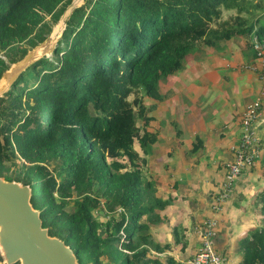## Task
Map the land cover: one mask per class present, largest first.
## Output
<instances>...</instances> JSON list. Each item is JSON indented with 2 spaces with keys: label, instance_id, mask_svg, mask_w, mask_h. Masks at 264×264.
Listing matches in <instances>:
<instances>
[{
  "label": "trees",
  "instance_id": "16d2710c",
  "mask_svg": "<svg viewBox=\"0 0 264 264\" xmlns=\"http://www.w3.org/2000/svg\"><path fill=\"white\" fill-rule=\"evenodd\" d=\"M71 2L0 0V79L49 38ZM263 11L262 0H84L52 55L0 96V176L30 186L43 227L79 251L80 264H182L159 255L172 245L151 232L169 201L135 149L148 153L151 140L138 94L157 96L201 45L252 35L264 47ZM257 203L262 223L245 237L240 264H264V188ZM103 204L112 212L104 220Z\"/></svg>",
  "mask_w": 264,
  "mask_h": 264
},
{
  "label": "crops",
  "instance_id": "0c3cea01",
  "mask_svg": "<svg viewBox=\"0 0 264 264\" xmlns=\"http://www.w3.org/2000/svg\"><path fill=\"white\" fill-rule=\"evenodd\" d=\"M253 39L249 35L217 48L199 46L182 69L159 82L157 96L143 101L140 121L151 140L148 153L138 142L135 149L147 158L144 171L155 179L156 193L169 201L157 210L161 219L151 223V232L156 241L172 245L159 255L172 254L182 264H189L201 246L199 227L214 216L211 200L234 161L243 113L260 90ZM256 133L259 161L242 173L217 215L215 248L228 264L241 263L245 237L262 223L257 199L264 188V105Z\"/></svg>",
  "mask_w": 264,
  "mask_h": 264
},
{
  "label": "water",
  "instance_id": "95a60500",
  "mask_svg": "<svg viewBox=\"0 0 264 264\" xmlns=\"http://www.w3.org/2000/svg\"><path fill=\"white\" fill-rule=\"evenodd\" d=\"M65 29V28H64ZM49 38L14 63L3 76L0 96L36 58L47 55ZM53 47L52 51L54 50ZM41 55H36L38 51ZM0 251L6 264H80L76 253L61 238L43 227L40 211L31 203V188L0 176Z\"/></svg>",
  "mask_w": 264,
  "mask_h": 264
},
{
  "label": "built area",
  "instance_id": "2783aa9c",
  "mask_svg": "<svg viewBox=\"0 0 264 264\" xmlns=\"http://www.w3.org/2000/svg\"><path fill=\"white\" fill-rule=\"evenodd\" d=\"M253 48L260 63L261 86L255 100L250 102L242 116L241 136L234 147L235 158L230 162L225 179L211 200V209L214 216L210 217L199 227L201 246L196 254L189 260V264H228L226 258L215 248V233L217 229L218 213L230 198L236 182L242 173L252 167L259 155L260 139L256 133L257 122L262 115L264 105V47L259 41L253 39Z\"/></svg>",
  "mask_w": 264,
  "mask_h": 264
},
{
  "label": "rangeland",
  "instance_id": "374dc122",
  "mask_svg": "<svg viewBox=\"0 0 264 264\" xmlns=\"http://www.w3.org/2000/svg\"><path fill=\"white\" fill-rule=\"evenodd\" d=\"M262 1H264V0H262ZM83 2H84V0H72V2H71V4L67 7V9H66V11L64 12V14L69 10V9H71V11L73 10V8H75V7H77V6H80L81 4H83ZM71 11H70V13H71ZM70 13H69V15H70ZM235 12L234 11H224V14H223V17L224 18H227L229 15H231V14H234ZM64 14L62 15V17L64 16ZM68 15V16H69ZM259 15H260V17H259ZM259 15H257L256 17L259 19V22H261V23H264V11L263 12H260L259 13ZM68 16H67V18H68ZM262 16V17H261ZM61 17V18H62ZM60 18V19H61ZM51 35V34H50ZM62 35V34H61ZM51 37V36H50ZM61 37V36H60ZM241 37H246V36H241ZM234 38V37H233ZM50 39V38H49ZM60 39V38H59ZM58 39V40H59ZM247 45L249 46L250 45V43L248 42L247 43ZM202 46V45H201ZM52 49H53V47L52 48H50L46 53H47V55H49V56H51L52 55ZM0 55H3V52H0ZM2 78L0 79V84H1V82H2ZM139 97L141 98L140 99V101L142 100V101H145V99H146V95H145V92L143 91V90H141L140 92H139ZM132 98H134V96H131V99ZM139 108L140 107H136L135 108V110H136V113H137V118H138V123H143V121L141 122L140 121V115H139ZM144 120V119H143ZM136 144V146L138 147V143L136 142L135 143ZM110 158H112V156L110 157ZM257 163H258V161H259V157H257ZM123 161H125V162H127V160L126 159H123ZM53 166V165H52ZM257 167V166H256ZM260 167H261V170L262 171H264V167L263 166H261L260 165ZM258 168V167H257ZM257 168H255V169H257ZM260 169V168H259ZM120 211V209H117L116 210V212L115 213H118ZM112 212H109V211H107L106 210V205L105 204H103L99 209H97L96 210V214H97V216L100 218V219H102V220H104L105 218H108L109 217V215L111 214ZM173 253H175L174 251H173ZM152 254H157V251L156 250H153L152 251Z\"/></svg>",
  "mask_w": 264,
  "mask_h": 264
},
{
  "label": "bare ground",
  "instance_id": "6f19581e",
  "mask_svg": "<svg viewBox=\"0 0 264 264\" xmlns=\"http://www.w3.org/2000/svg\"><path fill=\"white\" fill-rule=\"evenodd\" d=\"M71 9H69L64 16L58 21V23H56V25L53 28V31L51 32V37L49 36V43H50V47H54L58 41V39L60 38L61 34L64 31L65 28V22L67 19V16L69 15ZM43 53V51H38L36 53V55H41ZM3 81V80H2Z\"/></svg>",
  "mask_w": 264,
  "mask_h": 264
}]
</instances>
